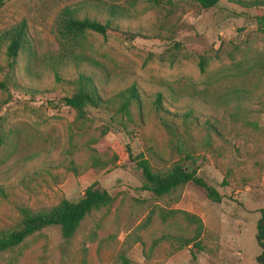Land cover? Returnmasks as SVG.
I'll return each mask as SVG.
<instances>
[{
    "label": "rangeland",
    "instance_id": "1",
    "mask_svg": "<svg viewBox=\"0 0 264 264\" xmlns=\"http://www.w3.org/2000/svg\"><path fill=\"white\" fill-rule=\"evenodd\" d=\"M127 1L10 0L0 7V33L25 21L34 54L33 58L23 52L17 59L16 80L22 87L0 91V117L8 135L0 151V227L16 225L20 208L40 212L62 199L76 203L91 185L114 198L109 210L87 217L69 241L56 227L29 238L16 264H121L122 258L131 264H256L260 253L256 224L258 211L264 209V76L250 84V89L253 83L257 87L242 104L244 113H238L233 102L226 107L210 98L213 89L228 87L224 77L239 71L243 57L264 59V35L257 32L254 9L221 0L216 8L202 11L190 0H171L177 6L168 14L140 0L132 17L114 25L139 32L141 38L124 42L89 34L86 52L97 68L62 66L58 69L62 82L42 68L43 61L62 50L56 28L65 10H80V17L103 22L104 5L126 7ZM174 44L181 51L170 65L165 53ZM200 57L209 59L204 74L197 65ZM0 65H5L3 50ZM28 66L41 74L30 78ZM79 73L94 78L103 99L136 86L141 112L131 109L134 122L99 109L89 111L88 123L80 127L74 111L62 102L72 91L67 81ZM5 80L0 74V82ZM210 82L215 83L210 87ZM157 94L162 95L163 109L158 114L153 105ZM189 111L195 121L183 141L199 151L210 134L215 157L209 156L210 164L198 176L219 193L220 203L209 201L205 191L192 183L160 199L141 192L143 179L128 159L127 148L132 157L149 159L157 171L178 161V142L159 119L175 121L181 135L179 118ZM102 129L105 135L100 138ZM94 139V147L88 145ZM89 148L106 161L118 155L116 166L102 171L89 168ZM174 210L179 212L169 215ZM181 212L197 217L201 224L187 222ZM194 238L199 249L183 246L184 240ZM15 254L2 256L0 264Z\"/></svg>",
    "mask_w": 264,
    "mask_h": 264
},
{
    "label": "trees",
    "instance_id": "2",
    "mask_svg": "<svg viewBox=\"0 0 264 264\" xmlns=\"http://www.w3.org/2000/svg\"><path fill=\"white\" fill-rule=\"evenodd\" d=\"M10 0H0V7L4 6ZM140 0H128L126 7L112 4L104 5L102 9L107 15V18L101 22L96 19H91L88 16L80 17V10H65L57 21V40L62 48L57 55L42 62L44 70H51L56 82H62L58 69L68 64L74 66L89 65L97 68L98 63L90 56L87 49V36L89 34H96L104 39L108 36H113L124 42H132L143 35L139 32L122 31L114 21L128 19L137 12V5ZM229 3L238 5L244 9H254L253 19L257 25V32L264 35V0H226ZM148 7L153 9L165 10L170 14L176 8V4L171 0H144ZM190 2L202 11H209L218 6L221 0H190ZM99 6V5H95ZM83 10V9H81ZM245 13H239V15ZM238 15V16H239ZM31 40L27 31L25 21L6 29L0 33V52L3 50L5 57V65H0V74L6 78L5 81L0 82V91H8V87H22L16 80V64L19 55L23 52H28L29 56L34 58L31 53ZM181 47L179 44H174L170 51L165 53L167 62L172 65L179 59ZM234 58V57H233ZM233 58H231L233 60ZM208 59V58H207ZM204 57H200L197 63L199 72L205 73L208 61ZM240 67L237 73H229L224 79H228V87L223 89L218 88L210 93L212 103L216 105L229 107V103H234V108L238 113L246 112L242 108V104L247 102L249 95L253 92L252 89L257 87L253 83V88L250 89L252 82L259 83L264 76V59L252 61L243 57L238 62ZM27 75L35 79L41 73H36L32 66L26 69ZM237 79V85H231V80ZM222 80V79H221ZM71 85V93L62 99L64 105L75 113V122L80 127L86 126L89 121V111L106 109L112 110L115 116L124 119L126 122L133 123L134 117L131 112L133 107H136L141 112L140 95L136 86L132 85L124 89L108 99H103L101 91L95 83L94 78L86 73H79L77 77L71 81H67ZM215 82H210L209 86H213ZM217 83V81H216ZM223 83V82H222ZM221 83V84H222ZM10 84V85H9ZM247 84V86H246ZM29 88V87H27ZM26 92L31 93L32 89H27ZM264 104V103H263ZM155 112L158 114L162 109V95L157 94L153 102ZM165 114L168 113L164 110ZM171 116H177L172 115ZM183 133H178L177 123L175 121H168L165 117H160L159 122L161 126L171 135V137L178 142L175 145L176 150L179 151L180 159L172 162L165 171L155 170L149 159L143 155L132 157L130 150L127 148V155L130 162L135 164V168L140 172L143 182L139 188L141 192L152 194L155 198H163L169 196L180 188L192 183L205 191L206 197L213 203H220L222 198L219 193L202 178L198 176L199 170L210 164V157L214 158L215 151L211 143L210 134L199 145L198 149H194L191 145L184 143V135H188L190 128L189 124L193 119L192 112L184 113L179 118ZM212 128V133L220 136L215 127ZM105 130L102 129L100 138L105 135ZM8 135L3 129V119L0 117V151L4 146ZM97 140H92L88 145L94 147ZM92 148V147H91ZM89 148L92 153L88 160L89 168L93 170H108L115 167L118 162V155H113L111 160H103L96 156L94 150ZM3 189L0 185V192ZM114 204V198L111 197L107 191L97 188L96 185H91L84 191L82 198L72 203L65 199L60 200L56 205L40 211L33 212L28 208L18 209L19 218L13 227H0V258L4 255L15 253V257L8 259L7 264H16L18 258L21 256V248L25 242L41 233L43 230L56 227L63 240L69 241L76 234L81 223L94 213L109 210ZM179 211H170L169 215H173ZM259 219L256 224V244L260 250L256 257V264H264V209L258 211ZM185 220L189 223L201 224L200 219L185 212H181ZM150 215L147 217V222ZM147 224V223H146ZM196 238L192 240H184L183 246L188 247L191 244L197 249L198 245ZM121 264H131L128 259L122 258Z\"/></svg>",
    "mask_w": 264,
    "mask_h": 264
}]
</instances>
